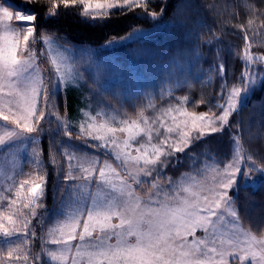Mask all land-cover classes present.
<instances>
[{"label":"snow or ice","instance_id":"snow-or-ice-1","mask_svg":"<svg viewBox=\"0 0 264 264\" xmlns=\"http://www.w3.org/2000/svg\"><path fill=\"white\" fill-rule=\"evenodd\" d=\"M26 2L39 4L40 0ZM45 6L48 17L58 16L63 7L77 9L82 17L95 21L110 18L114 10L137 8L158 19L168 5L164 0L157 11L152 10L151 0H46ZM248 8L255 17V6L249 4ZM38 19L35 13L14 11L11 5L0 4V153L11 163V171L4 172L7 186L0 191V236L7 245L6 249L0 248V264H5V250L9 264L13 260L27 264L31 256L23 247L27 239L16 243L12 237L18 240L21 228L27 237L37 209L44 207L46 173L39 168L34 174L16 173L14 163L19 142L38 132V125L47 115L39 108L40 101L47 105L51 98L33 45L38 40L47 45L48 62L58 85L78 78L74 65L60 51L62 46L56 45L51 35L38 33ZM13 20L17 22L15 27ZM253 24L254 19L249 18L246 25H235L243 33L241 58L247 70L227 90L225 103L218 105L219 114L211 108L200 113L188 111V97H182L179 103L166 108L155 109L150 103L147 107L155 110V116L146 115V109L141 107L135 118L127 113H97L89 117L91 122L86 121V127L81 124L77 139L86 136L99 141L95 147L107 149L119 163L106 160L100 166L94 158L64 150L69 162L64 178L69 186L62 196L68 203L47 232V242L58 246L55 251H47L53 262L65 264L71 253L72 264H264V225L257 231L244 229L232 195L240 187L241 177L247 179L254 173L264 177V160L258 161L248 153L242 125L230 119L239 110L244 94L254 91L257 84L264 89V78L250 70L252 64L264 63V54L251 51L249 30ZM142 38V34H129L124 39ZM214 38L219 40V36ZM204 42L211 44L212 38ZM218 69L222 73L224 65ZM221 94L224 95L223 87ZM204 103L202 99L200 104ZM51 114L65 129L64 135L71 137L68 124L58 113ZM227 129H232L234 148L232 159L222 169L210 166L203 175L186 174L187 179L164 178L162 182L160 170L171 157L185 153L206 135ZM259 139H264V132L248 136L249 141ZM32 153L38 164L40 153L36 148ZM245 160L250 162L246 169L241 167ZM51 161L57 163L55 155ZM122 170L126 174L122 175ZM153 173L156 176L143 195L128 183L130 177L140 186L145 182L139 177H151ZM17 176L21 178L17 180ZM114 219L118 222L113 223ZM197 230L202 235L197 236ZM35 235L32 231L31 236Z\"/></svg>","mask_w":264,"mask_h":264},{"label":"trees","instance_id":"trees-1","mask_svg":"<svg viewBox=\"0 0 264 264\" xmlns=\"http://www.w3.org/2000/svg\"><path fill=\"white\" fill-rule=\"evenodd\" d=\"M0 2L4 6L11 5L14 11L37 14L38 33L54 36L65 45L75 46V62L81 74L88 85L98 86L99 91L92 95V101L96 97L101 101L99 106L114 109L121 115L127 113L133 118L141 107L146 109V115L155 116V110L147 107L150 103L155 105V109L166 108L170 104L179 103L182 97H188V111L200 113L211 108L219 114L218 105L225 103L227 90L238 83L241 73L247 70L241 58L243 33L235 25H246L249 18L254 19L252 29L249 30V38L253 42L251 51L264 54V43H261L264 41V0H167L165 13L158 19H153L137 8L131 11L114 10L110 18L95 21L82 17L77 9L65 10L63 7L58 16L48 17L46 0H40L39 4L27 3L26 0ZM151 3L152 10L158 11L164 0H151ZM249 4L256 8L255 17L249 11ZM139 27H151L154 30L144 34L142 39H132L113 47L100 46L111 38L123 36ZM253 31L256 35H253ZM214 36H219V40ZM209 38H212V43H205ZM33 47L45 71L44 79L51 98L47 105L43 100L39 103V108L47 113L38 125L37 134L40 138L34 140L40 148L39 163L26 159L22 173L34 174L39 168L46 173L47 186L43 197L44 207L37 209V217L32 219L27 237L21 228L22 240L19 239V243L27 239L23 245L31 254L27 264H53L46 256L47 232L60 218L58 214L68 203L62 196L69 186L64 178L67 172L64 168L67 161H63L64 150L70 149L82 154L97 153L110 160L112 157L101 147H95L97 143L86 136L77 139L81 135L78 130L67 129L72 136L64 135L65 129L51 114L55 112L60 116L66 111L63 88L57 84L43 41L38 40ZM84 48L94 50L93 54L97 56L115 54L118 57L115 79L107 87L96 83L93 71L85 67L82 58ZM220 64L224 65L222 73L218 69ZM250 70L258 74L259 78H264V63L252 64ZM202 99L204 104H200ZM230 119L242 125L248 153L258 161L264 160V139L248 140L249 135L256 136L264 132V89L259 84L242 98L239 110ZM231 134L232 129H227L222 133L206 135L193 142L190 149L198 155H204L202 150L214 151L218 148V154L223 151L222 155L230 157L233 150ZM188 153L191 152L181 153V163L177 162L178 155H174L177 164L173 169L169 165L174 172V180L183 169L192 171L197 168V165L192 167L189 163L186 158ZM53 155L56 164L51 161ZM147 185L150 186V183H143L137 189L144 193L142 187ZM165 187L168 185L165 184ZM232 195L245 228L251 227L257 231L258 226L264 225V180L253 185L244 183L241 177L240 187ZM32 231L35 237L31 236ZM37 256L39 259L35 258Z\"/></svg>","mask_w":264,"mask_h":264},{"label":"rangeland","instance_id":"rangeland-1","mask_svg":"<svg viewBox=\"0 0 264 264\" xmlns=\"http://www.w3.org/2000/svg\"><path fill=\"white\" fill-rule=\"evenodd\" d=\"M0 4H2L0 2ZM11 24L15 27L17 26V24L15 23V21L13 20L11 22ZM154 30L151 27H139L136 28L134 30H132L131 32H129L128 34H125L123 36H119V37H114L111 38L110 40H108L106 43L100 45L102 47H113L116 46L118 44L121 43H125L128 42L132 39H124L125 37H128L129 34L132 35H137V34H147L150 31ZM53 40L55 42L56 45L58 46H62L60 47V51L67 57V62L69 64L74 65V74H78V78L75 79L74 81L68 83L67 85L65 84H59L61 86V88H63V94H64V98H65V105H66V111L64 113H62L60 115V117L62 118V120L64 122H66L68 124V129H75L80 131V126L81 124H85L86 125V121L87 122H91L89 120L90 116H95L97 113H106L110 116H114L117 113H119L116 110H111V109H106L105 107H101L99 106L101 101L95 97L94 102L92 101V95H94L98 90V86L97 85H93L90 86L87 83L86 78L81 74L79 68L76 65L75 62V49L76 47L73 45H65L63 44L60 40H58L56 37L52 36ZM43 47L46 50L47 49V45H45L43 43ZM83 62L85 64L86 68H90L93 71V78H95V80L97 81L96 83H99L101 86L103 87H107L109 85V82L112 81L113 79H115V67H116V61L118 60V57H116L115 54H104V55H94V50L90 49V48H84L83 49ZM256 55H261V54H256ZM37 63L40 66L41 72L43 74V77L45 78V71L44 69L41 67L39 61H37ZM251 91H249L248 93L244 94L242 98L245 97V95L249 94ZM242 101V100H241ZM99 104V105H98ZM39 106V105H38ZM120 114V113H119ZM179 119H184L183 117H179ZM2 123V122H0ZM40 136L39 134L33 133L31 136L27 137L26 139H24L22 142L20 143V151L16 152V149H13V152H16V159L14 161L15 163V172L16 173H20L23 170L24 167V163L25 160H35L33 153H32V149L36 148L38 152H40V148L39 145L34 143V140H39ZM88 138V137H87ZM89 139V138H88ZM95 143H100L99 141H94ZM234 148V146L232 147V149ZM102 150H105L106 153H108V150L105 148H101ZM75 150V149H74ZM68 152H71L73 154H75L78 157H88V158H94L96 160H98L99 165L103 166L104 161L108 160L109 162H112L114 165L117 161H114L113 157L112 160L108 159V157L104 158L102 155L99 154H82V153H76L74 151H70L67 150ZM188 152V156L186 158H188V161L190 164H192V167H194L195 165H197V168L193 169L192 171H187L186 169H183L182 172L177 175V179L174 180V172H172L171 168L173 169L174 165L177 164V162H182L183 161V156H181V153L177 154L178 155V159L177 162L174 160V156L171 157L170 159V163L165 167L162 168L160 171L162 173V182L164 178H171L174 181H180L182 179H187L186 174H190L192 176H196L198 173H200L201 175H203V173L205 172V170L210 167V166H219V168H223V166L232 159V155H233V150H232V154L230 157H226L224 155H222L221 153L223 151H221L220 154H218L219 149L217 148L214 151L211 150H202L203 153H205L204 155L200 154L198 155L197 152H194L192 149L187 150ZM215 153H217L219 156H221L219 158V156H215ZM212 153V154H211ZM193 155V156H192ZM110 156V155H109ZM193 157V158H192ZM184 158V159H186ZM192 159V160H191ZM63 161H67L65 156L63 158ZM115 162V163H114ZM180 162V163H181ZM72 163H76V161H73ZM119 163V162H117ZM68 164L69 162L67 161L66 164L64 165V168L68 171ZM184 164V163H183ZM171 165V168H169ZM250 166V162L245 160L244 162H242L241 167L242 168H247ZM178 169V167H177ZM5 171H11V163L5 159L4 154L0 153V191H3L4 188L7 186V182L4 179V172ZM33 173V172H32ZM78 174V173H75ZM126 174L123 172L122 170V175ZM156 174L153 173V176L151 177H145L143 175H141L139 178L144 181L145 183H150L154 178H155ZM21 177L17 176V180H19ZM27 178V177H24ZM200 177L198 176V179ZM211 176L209 174L208 179L210 180ZM241 180V178H240ZM262 180H264V177H258V175L256 173L253 174L252 177L250 178H243V182L248 184H253V185H257L259 184V182H261ZM80 181H76V183H79ZM128 183L132 184V187L136 190L137 193L143 195L144 193H140L138 188V185L132 183L131 178L129 177L128 179ZM93 187H95V185H93ZM150 186H144L142 187L143 190H147ZM8 194V193H6ZM10 195V194H9ZM7 203V202H5ZM234 207L237 209L235 203H234ZM238 210V209H237ZM239 216V213H238ZM61 218V217H60ZM226 219L228 220H233L234 218L232 217H226ZM117 220H113V223H117ZM239 222L242 225L241 221H240V217H239ZM53 225V224H52ZM51 225V226H52ZM229 227H231V225H229ZM242 227L244 229H248L245 228L243 225ZM197 236L202 235V232L200 230H197L196 232ZM19 239L22 240V234L20 233ZM19 239L17 240V238L15 236L12 237V242H16L19 243ZM49 237L47 236V241H48ZM189 239H192L191 237H189ZM74 244L76 243L75 241L73 242ZM7 245L5 244V240L2 236H0V248H4L6 249ZM62 247V246H59ZM58 249L57 245H53L51 243L47 242V246H46V256L47 258L53 263V264H57V262H53L50 257L47 255V251H55ZM2 258L5 261V264H9L8 260H7V252L6 250L4 251V253L2 254ZM10 264H25V262L23 261H16L13 260L10 262ZM65 264H72V254H69V259L68 261L65 262ZM231 264V261H230Z\"/></svg>","mask_w":264,"mask_h":264}]
</instances>
